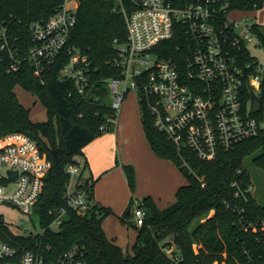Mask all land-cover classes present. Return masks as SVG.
Returning a JSON list of instances; mask_svg holds the SVG:
<instances>
[{
  "label": "trees",
  "instance_id": "obj_1",
  "mask_svg": "<svg viewBox=\"0 0 264 264\" xmlns=\"http://www.w3.org/2000/svg\"><path fill=\"white\" fill-rule=\"evenodd\" d=\"M63 3L64 0H0V25H6L19 43L29 46L31 23L50 18ZM225 4L229 11H255L264 7V0H225ZM253 29L264 45V26L257 22ZM127 36L125 16L115 2L80 0L78 22L69 43L87 55L91 64V84L85 94L78 91L72 80L60 79V69L66 58L56 62L47 74L46 82L42 83L29 62L22 65L18 75L7 72V55L0 48V137L12 132L25 133L38 142L42 153L51 161L44 191L35 207L41 224L47 228L41 236L42 244L36 246V238L32 236L12 235L5 228L2 215L0 234L19 251L41 248L49 258L58 257L77 245L84 250L90 264H176L173 258H181V264H262L264 239L257 230L247 226L251 215L233 212L227 205H245L255 212V217L264 216V204L256 192L245 201L235 195L232 186L236 179L254 182L245 159L258 150L260 153L252 161L264 171V80L263 109L252 113L259 121V133L230 150H221L210 160L199 158L190 148L179 149L156 127L153 114L139 98L143 129L153 151L173 161L188 183L178 188L175 201L164 208L159 207L152 196L143 197L146 217L142 225L135 220L134 197L131 198L121 221L137 231L133 252L116 244L103 227L104 220L114 210L94 199L97 179L86 178L91 208L84 214L69 208L67 190L71 177L67 173L68 164L84 155L86 145L111 130L117 118L108 81L122 75L115 61L118 44L125 43ZM178 41L179 37H174L159 46L176 48ZM170 55H173L172 51L164 54ZM17 85L39 98L47 109L46 120L31 118L30 108L20 101L15 91ZM251 97L252 88L246 86V103ZM123 166L131 190L135 191V167L132 164ZM87 167L85 162L83 175ZM61 208L66 209L62 222L50 226L56 215L51 211ZM197 220L198 223L193 225ZM172 243L176 244V250L170 255L165 248Z\"/></svg>",
  "mask_w": 264,
  "mask_h": 264
},
{
  "label": "built area",
  "instance_id": "obj_2",
  "mask_svg": "<svg viewBox=\"0 0 264 264\" xmlns=\"http://www.w3.org/2000/svg\"><path fill=\"white\" fill-rule=\"evenodd\" d=\"M110 1L124 14L128 28L127 41L118 44L115 61L122 75L108 81L112 107L117 113L127 93L136 89L153 114L156 127L179 149L190 148L204 160L214 159L221 150H230L259 133L261 127L252 115L251 100L246 103L245 99L246 86L261 97L263 94L264 59L250 49L251 44L263 45L253 29L255 18L233 15L225 0ZM79 7L80 0H64L50 18L33 21L29 46L19 43L6 25H0V48L7 55V72L18 75L22 65L29 62L35 75L45 83L56 62L66 58L60 79L72 80L78 91L85 94L91 84V64L87 55L69 43L78 22ZM174 37H179L176 48L159 46ZM171 51L173 55L164 56ZM84 163L76 157L67 166L71 177L68 206L80 214L91 208L90 190L83 177ZM50 167L51 161L29 135L12 132L0 137V204H12L27 217L37 214L35 207ZM232 186L235 195L245 201L257 190L254 182L239 179ZM143 203V197L134 199L138 225L145 222ZM227 208L251 215L247 226L264 239V216L255 217L253 210L237 203H229ZM55 212L50 226L62 222L66 209L51 211ZM0 215L12 235L32 236L36 246L42 244L46 227L33 234L22 222L12 226L1 211ZM165 250L172 255L176 244ZM173 261L181 264V258ZM0 264L90 263L77 245L49 258L41 248L19 251L0 234Z\"/></svg>",
  "mask_w": 264,
  "mask_h": 264
},
{
  "label": "crops",
  "instance_id": "obj_3",
  "mask_svg": "<svg viewBox=\"0 0 264 264\" xmlns=\"http://www.w3.org/2000/svg\"><path fill=\"white\" fill-rule=\"evenodd\" d=\"M234 12H239V15L254 14V16H251L259 18L257 22L264 25V7L255 11H243L238 9L234 10ZM130 109V106L127 104V106L123 108L122 113L118 115V117L120 115L121 117H119L116 129L111 132H106L101 137L94 139L86 145L84 148V155L81 157L84 162H87L88 168L90 169V174L87 175L84 171L83 177L86 179L92 176L98 179L94 188V199L101 204L112 207L115 213L118 212L119 206L122 208L127 207L131 202L132 196L137 198L150 195L154 198L159 207H167L173 202L172 198L176 195L178 188L188 183L187 177L173 161L162 158L153 151L142 125L145 139L144 137L142 138V146L137 144L139 142L134 141L136 147H133V149L135 153H142L143 171L147 173L152 182L158 183L160 186H158L159 189H150L149 187L143 188L141 186V174L138 172L137 187L139 191H136V193H133L131 196V193L126 189L124 190V182L125 180L127 182V179L126 175L124 174L123 176L122 174V166L133 159L130 154H128V157H125L124 154L120 153V143L124 142L125 147L131 144L130 129L132 123ZM140 122L142 123L141 119ZM116 173L120 175L123 183L113 184L110 182V179ZM109 219L110 216L103 222V227L108 237L113 239L114 242L121 247L129 248L130 246L128 247L125 245L121 237L122 234H112V232L109 231L107 226ZM136 238L137 231L135 230L133 245Z\"/></svg>",
  "mask_w": 264,
  "mask_h": 264
},
{
  "label": "rangeland",
  "instance_id": "obj_4",
  "mask_svg": "<svg viewBox=\"0 0 264 264\" xmlns=\"http://www.w3.org/2000/svg\"><path fill=\"white\" fill-rule=\"evenodd\" d=\"M233 15H239V12H233ZM251 15H249L250 20H252V18H254V17H252V16H254V14L252 16ZM255 18H256V16H255ZM257 19L259 20V18H256V20ZM250 49H251L253 54H255L259 57V59H261V60L264 59V47H263V45L256 46L255 44H251ZM15 91H16L20 101L26 107L30 108L31 118L33 120L43 121V120H46L48 118L46 107L43 105V103L39 100V98L35 94L24 89V87H22L21 85H17L15 88ZM127 104L131 108L130 109L131 110V112H130L131 123H132L131 129H130V131H131V133H130L131 144L128 145L127 147H125L124 142L120 143V153L124 154L125 157H128V154L131 155L133 160L126 162L125 165L126 164H132L135 167L136 177H137L138 172L141 174V186L143 188L149 187L150 189L151 188L152 189H159L158 186H160V185L158 183L152 182L151 179L149 178V176L147 175V173L145 171H143L144 168L142 166V163H143L142 153L141 154L135 153L134 149H133V147L134 148L136 147L134 141L139 142L137 144L142 146V138L144 137V133L142 130V123L140 122V119H141L140 100H139L138 91L136 89H131L127 93V95L123 101L120 113H118V115L122 113L123 108L125 106H127ZM118 115H117V118H116L114 124L112 125L111 130H109V132L116 129L117 123L119 121V117H121V115L119 117H118ZM262 125L264 127V121H263ZM106 132H108V131H106ZM105 133H103L102 135H104ZM101 136H99V137H101ZM144 139H145V137H144ZM258 153H260V150H258L257 152H254L252 154H249L245 160H246V167L248 168L249 172L251 173L252 177L254 178V182H255L256 187H257L256 195L259 196L261 202L264 204V171L261 168L257 167L256 165H254L253 161H252V159ZM122 168L124 171V172L122 171V174L124 176V174L126 175V172H125L124 166H122ZM85 174H87V175L90 174V169L88 167L85 170ZM126 179H127V176H126ZM124 180H125V177H124ZM110 182L113 184L123 183L121 181V177L118 173H116L114 176H112V178L110 179ZM124 185H125L124 190L126 189L129 193H131V196L133 195V193H136V191H139L138 187H136L135 191L131 190L128 179H127V182L125 180ZM12 186H14V185H12ZM8 192L11 193L12 189H10ZM138 198H140V197H138ZM134 199H135V197H134ZM174 199H176V195H174V198H172L173 202L175 201ZM128 206H129V204H128ZM128 206L125 208H122L121 206H119L120 208H119L118 212L115 213V211H114V213L110 215V219L107 223V226L109 228V231L112 232V234L113 233L122 234L121 237H122L125 245L128 247L130 246L129 248L125 247L124 249L126 251L133 252L132 245L134 242V234H135L136 229L133 227H130L128 224H124L121 221V218L125 216V213L127 211ZM0 211L4 214L5 219L12 226L15 225V223H17V222H22L21 225H23L24 227H30L31 232L33 234H36L38 232H42L45 230V227L41 224V217L39 214H33L31 217H27L18 208L14 207L12 204H8V203L0 204ZM212 213H213V211L210 212L209 215H211ZM205 218H203L202 220H204ZM197 223H198V220L195 221L193 225H196Z\"/></svg>",
  "mask_w": 264,
  "mask_h": 264
},
{
  "label": "water",
  "instance_id": "obj_5",
  "mask_svg": "<svg viewBox=\"0 0 264 264\" xmlns=\"http://www.w3.org/2000/svg\"><path fill=\"white\" fill-rule=\"evenodd\" d=\"M263 109V99L261 96H259L255 91H252V97H251V112L256 113L260 112ZM131 210L128 209V213H130Z\"/></svg>",
  "mask_w": 264,
  "mask_h": 264
}]
</instances>
